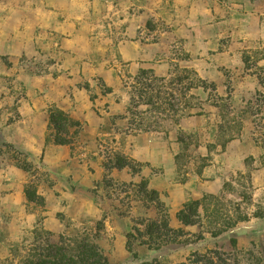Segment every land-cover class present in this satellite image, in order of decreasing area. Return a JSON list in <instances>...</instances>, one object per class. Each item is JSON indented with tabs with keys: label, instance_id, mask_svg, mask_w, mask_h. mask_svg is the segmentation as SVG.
<instances>
[{
	"label": "rangeland",
	"instance_id": "rangeland-1",
	"mask_svg": "<svg viewBox=\"0 0 264 264\" xmlns=\"http://www.w3.org/2000/svg\"><path fill=\"white\" fill-rule=\"evenodd\" d=\"M0 264H264V0H0Z\"/></svg>",
	"mask_w": 264,
	"mask_h": 264
},
{
	"label": "trees",
	"instance_id": "trees-1",
	"mask_svg": "<svg viewBox=\"0 0 264 264\" xmlns=\"http://www.w3.org/2000/svg\"><path fill=\"white\" fill-rule=\"evenodd\" d=\"M58 120L54 117L52 119V124L54 127V130L57 133L62 132V127L58 124ZM56 142L58 144H68L67 141L61 139L59 136L56 137ZM9 149H13V146L7 145ZM22 168H26L25 166H22ZM28 168V167H27ZM120 169L123 168V166L119 167ZM28 199L32 202L33 200L35 201L36 199L32 197L31 193H28ZM194 207V204H189L186 205L184 210L181 212L182 215V221L186 224H190L189 217H190V212L192 211V208ZM99 227L101 228L103 223L102 221L99 222ZM166 229V224H161L160 228L157 230L152 231L148 226L146 229L143 231L140 227H135L134 232L129 233L127 235L128 239V249L131 251L133 250V247L135 244H139L141 246H148L149 248H153L155 245H159L160 241H162L163 238V230ZM160 234V237H154L155 234ZM198 262L200 261V258L198 257ZM197 263V261H196Z\"/></svg>",
	"mask_w": 264,
	"mask_h": 264
}]
</instances>
